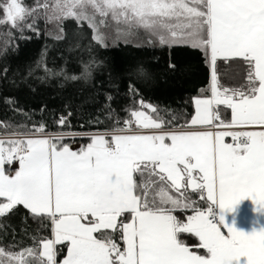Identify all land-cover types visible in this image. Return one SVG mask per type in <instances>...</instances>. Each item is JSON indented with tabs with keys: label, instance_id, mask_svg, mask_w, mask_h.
I'll list each match as a JSON object with an SVG mask.
<instances>
[{
	"label": "snow or ice",
	"instance_id": "1",
	"mask_svg": "<svg viewBox=\"0 0 264 264\" xmlns=\"http://www.w3.org/2000/svg\"><path fill=\"white\" fill-rule=\"evenodd\" d=\"M5 7L4 23L39 32L31 10L18 0ZM44 7L48 20L86 22L98 43L109 32L114 40H127L143 31L161 46L202 50L210 55L211 98L195 99L190 125L264 129V0H54ZM218 60L244 62V90L221 89ZM137 71L148 78L143 68ZM129 89L135 91L131 83ZM220 105L231 110L230 123L221 119ZM131 117L126 127L111 129L110 139L94 136L78 151L50 138L0 139V217L23 205L51 220L54 238L43 240L40 264H57V245L66 247L61 264H264V230L246 235L229 227L223 215L244 199L264 212V130L171 131L145 111L133 110ZM133 123L160 131L140 134ZM227 136L232 143L225 142ZM13 161L18 169L6 170ZM152 176L159 178L152 181L158 191L149 197L145 178ZM185 182L200 190V199L206 193V211L168 194ZM213 206L220 209L218 218ZM177 209L192 214L181 222L172 214ZM104 230L121 234L124 247ZM181 233L197 237L207 255L185 246ZM0 257V264L18 260L2 249Z\"/></svg>",
	"mask_w": 264,
	"mask_h": 264
},
{
	"label": "trees",
	"instance_id": "2",
	"mask_svg": "<svg viewBox=\"0 0 264 264\" xmlns=\"http://www.w3.org/2000/svg\"><path fill=\"white\" fill-rule=\"evenodd\" d=\"M18 2L26 12L31 10L39 32L29 27L21 32L13 29L10 22L4 23L9 0H0L3 10L0 11V134L108 132L133 119L131 111L143 110L142 104L156 108V120L163 122L164 128H183L194 117L193 100L211 98L210 56L202 50L161 46L147 36L148 39L141 36L144 42L141 45L101 44L93 38L86 22L78 25L75 19L48 20L50 13L44 6L50 8L54 0ZM139 68L145 70L148 78L138 75ZM45 69L64 71L56 75L46 73ZM217 73L221 89L244 90L248 84L243 61H230L226 65L218 60ZM130 83L135 91H130ZM218 110L221 119L228 123L231 110L223 105ZM67 114L69 117L64 120ZM88 139L60 141L73 145L86 143ZM5 168L8 169L7 164ZM158 180L157 176L145 178L149 197L158 191V185L152 183ZM201 204L202 200H198L203 210L205 205ZM172 214L185 222L192 213L183 209ZM107 232L115 243H121V234ZM52 235L51 220L34 216L23 205L0 217V249L16 254V264H40L42 242ZM179 236L191 251L206 255L197 237L190 233ZM56 247L59 263L66 247ZM4 260L5 257H0V261Z\"/></svg>",
	"mask_w": 264,
	"mask_h": 264
},
{
	"label": "crops",
	"instance_id": "3",
	"mask_svg": "<svg viewBox=\"0 0 264 264\" xmlns=\"http://www.w3.org/2000/svg\"><path fill=\"white\" fill-rule=\"evenodd\" d=\"M194 101H195V99L193 100L194 115H195ZM230 120H231V117H230ZM230 120L228 123H230ZM214 123L219 124L220 122L216 121ZM209 127H214V126H212V125L203 126V127L199 126V125L191 126L189 123L184 128L196 131L198 129H208ZM238 129H241V128H238ZM243 130L260 131V130H264V129H260V128L256 127V128H244ZM144 131H160V130L144 129ZM230 138H231L230 136L225 137V142L230 143ZM166 142H168V141H166ZM78 144L79 143L74 144L75 149H79ZM194 175H195V173H194ZM167 183L170 184V182H167ZM167 191H168V194L170 196H172L176 199L182 200L184 202L194 201L196 206H198V207H199L198 200H202V199H200V196H201L200 190L193 191L190 187H187L186 182H185V187L181 188L179 192H177L175 189H171V188H169V190H167ZM202 204L205 205V208L203 209L204 211L210 206V202L207 201V199H206V193H205V199L202 200ZM213 208H215V206H213ZM216 209L218 210V213L220 215L221 214L220 209L218 207H216ZM177 210H183V209H177ZM223 215H224V222L229 227H234L237 231L243 232L246 235H251L254 231L259 232L261 230H264V212L257 211V206L253 203L252 199H244V200L240 201L239 204H237L235 206L233 211L225 212V213H223ZM104 231L107 232V230H104ZM96 235L99 236L100 234L97 233ZM120 242L121 243L118 245L121 248H123L124 242L122 239V235L120 238ZM206 255H207V253H206ZM65 256H66V251H65V255H64L63 259L65 258ZM62 260L57 264H61Z\"/></svg>",
	"mask_w": 264,
	"mask_h": 264
},
{
	"label": "built area",
	"instance_id": "4",
	"mask_svg": "<svg viewBox=\"0 0 264 264\" xmlns=\"http://www.w3.org/2000/svg\"><path fill=\"white\" fill-rule=\"evenodd\" d=\"M69 117V114L64 117V120ZM1 127V124H0ZM126 127V123H124L120 128ZM132 130L140 133V134H153V133H158L159 131H144L136 128L135 124L133 123L132 125ZM171 131H193L190 129H185V128H172L168 129ZM212 131V132H217V131H242L243 129H238V128H232V129H224V128H219V127H209L208 129H198L196 131ZM97 135H104L107 139L110 138L111 136V131L108 132H92V133H43V132H36V133H26V134H20V133H9V134H0V139L2 140H9V139H20V138H50L52 140L54 139H64V138H81V137H94ZM230 143H232V140L230 138ZM18 161H13L12 164H10V167L17 166ZM208 209V208H207ZM206 209V210H207ZM205 210V211H206ZM215 211L217 218L219 217L218 210L216 208H213ZM223 232H226V229H222Z\"/></svg>",
	"mask_w": 264,
	"mask_h": 264
},
{
	"label": "rangeland",
	"instance_id": "5",
	"mask_svg": "<svg viewBox=\"0 0 264 264\" xmlns=\"http://www.w3.org/2000/svg\"><path fill=\"white\" fill-rule=\"evenodd\" d=\"M9 2H10V0H9ZM101 31H105V29H101ZM137 34H139V36H138ZM137 34L134 35V36L129 37L127 40H124V39L114 40V39H113L114 33L109 32V35L105 38L104 42L101 43V44H104V43H106V42H109V43H125V44H132V45H141V44L144 43L143 40H142V37H141V36H143V37H145V38H147L148 36H147L143 31H140V32H138ZM146 36H147V37H146ZM148 38H149V37H148ZM148 38H147V39H148ZM152 41L155 42L156 44H158L156 41H154V40H152ZM158 45H159V44H158ZM173 46H187V47H191L190 44H189V45H173ZM191 48H192V47H191ZM196 99H197V98H196ZM200 99H209V98H200ZM142 111H145V112H146L147 114H149L153 119L156 120V115H155L154 112L151 110V108H144ZM140 130H144V129H140ZM71 138H73V137H71ZM81 138H82V137H81ZM64 139H66V138H64ZM91 139H92V138H89V139L86 141V143H79V144H78L79 149H75L74 144H73V145L63 144V145L69 146V147H70V150L78 151V150H80L82 147H86L87 144L91 143ZM53 142H54V143H57L58 146L61 144L60 139H56V140L53 141ZM7 165H8V164H7ZM9 169H10L12 172H14L16 169H18V164H17V166H13V167H10V166L8 165V169H7V170H9ZM52 238H54L53 235H52ZM52 238H51V239H52ZM41 251H42V245H41Z\"/></svg>",
	"mask_w": 264,
	"mask_h": 264
}]
</instances>
